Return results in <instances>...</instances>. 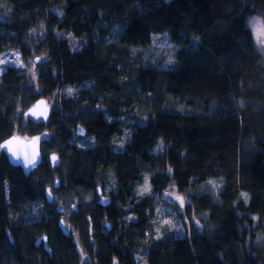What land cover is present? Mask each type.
<instances>
[{
  "label": "trees",
  "instance_id": "trees-1",
  "mask_svg": "<svg viewBox=\"0 0 264 264\" xmlns=\"http://www.w3.org/2000/svg\"><path fill=\"white\" fill-rule=\"evenodd\" d=\"M253 16L264 24V0H0V53L42 58L34 81L10 66L0 77V145L42 138L28 177L0 150V264H264V54ZM154 34L174 47L167 64L139 54ZM39 99L53 100L46 122L25 115ZM146 177L152 195L185 197L183 236L154 239L153 198L137 194ZM97 188L111 206L79 222L82 263L55 208L77 196L90 206Z\"/></svg>",
  "mask_w": 264,
  "mask_h": 264
},
{
  "label": "rangeland",
  "instance_id": "rangeland-1",
  "mask_svg": "<svg viewBox=\"0 0 264 264\" xmlns=\"http://www.w3.org/2000/svg\"><path fill=\"white\" fill-rule=\"evenodd\" d=\"M248 27L253 35L257 48L264 54V43L261 42L264 41V36L257 35L258 27L264 29L262 20L258 16L251 17L248 21ZM68 40L73 47H76L78 40L71 37H68ZM173 51L174 47L170 43L166 35L154 34L151 36L150 45L147 48L140 50L139 54L141 55L142 60L147 63L167 64L172 59ZM40 61H42V58L36 60V56L29 58L27 61H24L21 54L17 51L0 53V77L4 69L10 66L27 74L31 78V80L34 81L36 78V65ZM75 91L76 89L67 88L65 89V94L66 96H70ZM45 101L52 110L53 100L50 99ZM82 137H84V134L80 138ZM75 141L78 146H85L89 143L85 139ZM47 142L48 140H46L45 143ZM217 187L218 183L209 182L208 184V189H216ZM150 191L151 189L148 184V178L146 177L142 185L137 189V194L139 196L148 195L153 198L155 214V220L153 223L154 239L160 238L164 233L173 236H183L189 224V222L186 218H184L183 215V208H185L187 204L185 197L178 194L174 188H170L164 192L154 195H152ZM177 197L182 198L183 204H181L180 199H177ZM191 222L193 223L194 219H192ZM84 261L87 260L85 259V257H83V255H81V262L83 263Z\"/></svg>",
  "mask_w": 264,
  "mask_h": 264
},
{
  "label": "water",
  "instance_id": "water-1",
  "mask_svg": "<svg viewBox=\"0 0 264 264\" xmlns=\"http://www.w3.org/2000/svg\"><path fill=\"white\" fill-rule=\"evenodd\" d=\"M43 102V103H41ZM35 112L36 114H33ZM46 113V115L44 114ZM51 113L50 107L47 105L44 99L37 100L27 111L25 115L42 122H46ZM84 132L80 127L77 129V135L83 136ZM0 150L7 159L8 164L11 167L19 168L25 177H28L34 170H36L42 163L41 155V138L39 135L32 136L28 139L22 138L20 136H11L6 139L1 145ZM55 157V160H53ZM48 161L51 167H56L58 164L57 156L49 155ZM57 184H55L56 186ZM46 202L50 203L52 201V195L50 191L45 192ZM59 228L66 234L63 228L62 220L59 221ZM8 241L11 243V239L7 233ZM43 244V250L50 256V250L47 246V239L45 237L39 238L35 245L39 246Z\"/></svg>",
  "mask_w": 264,
  "mask_h": 264
},
{
  "label": "flooded vegetation",
  "instance_id": "flooded-vegetation-1",
  "mask_svg": "<svg viewBox=\"0 0 264 264\" xmlns=\"http://www.w3.org/2000/svg\"><path fill=\"white\" fill-rule=\"evenodd\" d=\"M41 142H42V138H41ZM55 187H57V185L54 186V188ZM95 193H96L95 198L91 197L87 201L90 206H84L85 204L84 201L82 199H79V196H77L76 199H73L72 201L69 202L68 206L59 205L57 206V208H55L58 215L60 216L59 221L62 220L63 222V228L66 231V234L64 235L71 236V241L74 243L78 257L79 256L81 257V255H83L82 249L79 245V222L85 216L86 222L90 224L92 218L98 212V208L107 209L111 206L110 197L104 189L101 190L100 188H97L95 190ZM53 201H54V195H52V201L50 203L48 202L47 203L52 205ZM107 230H109V228H107ZM61 232L63 233L62 230ZM35 247L42 248L43 250L42 243L39 246L35 245Z\"/></svg>",
  "mask_w": 264,
  "mask_h": 264
},
{
  "label": "snow or ice",
  "instance_id": "snow-or-ice-1",
  "mask_svg": "<svg viewBox=\"0 0 264 264\" xmlns=\"http://www.w3.org/2000/svg\"><path fill=\"white\" fill-rule=\"evenodd\" d=\"M257 35L258 36H264V29H261V28H257ZM262 43H264V41H261ZM41 103H43V102H41ZM33 114H36L35 112H33ZM45 115H46V113H44ZM53 160H55V157H53ZM177 199H180V201H181V204H183V200H182V198H180V197H177Z\"/></svg>",
  "mask_w": 264,
  "mask_h": 264
}]
</instances>
